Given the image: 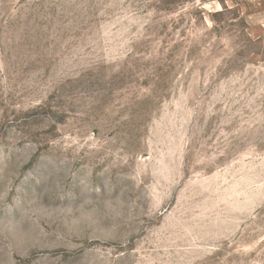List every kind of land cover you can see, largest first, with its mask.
Instances as JSON below:
<instances>
[{"label":"rangeland","instance_id":"374dc122","mask_svg":"<svg viewBox=\"0 0 264 264\" xmlns=\"http://www.w3.org/2000/svg\"><path fill=\"white\" fill-rule=\"evenodd\" d=\"M0 264H264V0H0Z\"/></svg>","mask_w":264,"mask_h":264}]
</instances>
